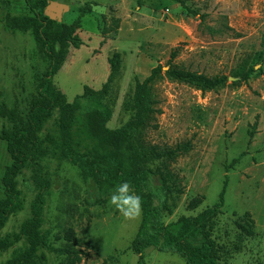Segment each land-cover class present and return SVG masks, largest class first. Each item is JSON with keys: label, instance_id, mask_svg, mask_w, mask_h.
Masks as SVG:
<instances>
[{"label": "rangeland", "instance_id": "obj_1", "mask_svg": "<svg viewBox=\"0 0 264 264\" xmlns=\"http://www.w3.org/2000/svg\"><path fill=\"white\" fill-rule=\"evenodd\" d=\"M49 1L69 6L60 19H49V34L58 58L53 85L76 109L71 146L135 172L165 222L216 203L227 174L213 233L219 262L264 264V74L241 80L261 48L264 0H189L206 14L207 25L231 28L215 35L174 0ZM35 17L25 0H0V199L2 176L12 163L7 138L25 124L48 64L33 30ZM174 49L178 53L169 62ZM156 65L161 71L141 87ZM170 69L225 75L227 81L209 87L175 77ZM136 94L141 122L124 127L136 119ZM58 114L55 109L45 120L41 138H60ZM35 168L50 181L41 226L48 243L37 251L43 257L37 264L63 260L56 249L66 244L68 228L76 234L74 247L83 251L78 264H188L153 247L141 257L133 253L129 246L141 215L126 220L109 200L90 205L94 183L53 150L16 178L24 207L1 230L13 244L0 251V264L27 248L20 227L37 193Z\"/></svg>", "mask_w": 264, "mask_h": 264}, {"label": "trees", "instance_id": "obj_2", "mask_svg": "<svg viewBox=\"0 0 264 264\" xmlns=\"http://www.w3.org/2000/svg\"><path fill=\"white\" fill-rule=\"evenodd\" d=\"M178 2L187 14L199 15L200 25L203 31L211 35L220 34L224 29H231L228 25L224 28H216L207 25L206 14L189 3V0H174ZM27 6L36 14L33 22V30L36 40L40 45L47 60V67L39 84V98L26 113V122L18 127L7 138V151L12 163L5 168L2 176L4 197L0 199V251L8 249L13 241L10 236L1 234L2 228L9 217L22 210L24 201L21 191L17 188L16 178L21 171L28 166H38V160L48 156L53 150L62 158L76 166L85 181H92L95 185V195L87 202L90 205L103 204L115 187L127 182L133 193L141 198V220L129 249L139 255H143L150 247L161 252H174L184 258L188 264H220L221 250L213 233L215 229V217L224 205V195L228 183V175H225L223 187L218 195V201L204 208L196 215H182L176 220L165 222L161 207L154 203L152 194L147 190L146 184L132 170L103 159L100 156L80 152L71 146L70 124L75 114V105L69 102L66 96L53 85V77L57 71L58 58L55 53V40L49 34V19L44 10L49 0H25ZM178 49L171 51L169 62L173 61ZM161 65L151 69L144 78L141 87L153 80L161 71ZM169 73L175 77L196 81L205 86L215 87L227 81V77H207L190 71H178L170 69ZM264 74V35L261 48L256 51L241 75V80L247 83L252 77ZM140 88L137 89L139 92ZM136 107V119L128 121L124 127L131 124H140L141 108L138 95L134 98ZM57 109L59 111L58 126L60 138L52 135L41 138L40 130L45 120ZM257 125V118L253 124V130ZM252 134V132L250 133ZM234 158L225 166L228 172L237 162ZM40 169L35 168L32 181L37 188V193L31 203V215L20 227L21 234L26 238L27 248L16 252L6 264H37V251L47 246V233L41 231L44 220V204L50 188V181L43 177ZM66 244L56 249L63 260L58 264H78L83 257V251L74 247L76 234L72 228L64 232Z\"/></svg>", "mask_w": 264, "mask_h": 264}, {"label": "clouds", "instance_id": "obj_3", "mask_svg": "<svg viewBox=\"0 0 264 264\" xmlns=\"http://www.w3.org/2000/svg\"><path fill=\"white\" fill-rule=\"evenodd\" d=\"M108 200L109 204L126 220H135L141 215V198L131 191L127 182L116 186Z\"/></svg>", "mask_w": 264, "mask_h": 264}, {"label": "water", "instance_id": "obj_4", "mask_svg": "<svg viewBox=\"0 0 264 264\" xmlns=\"http://www.w3.org/2000/svg\"><path fill=\"white\" fill-rule=\"evenodd\" d=\"M68 7L67 4L49 1L44 13L48 18L58 20L61 18L63 11L68 9Z\"/></svg>", "mask_w": 264, "mask_h": 264}]
</instances>
